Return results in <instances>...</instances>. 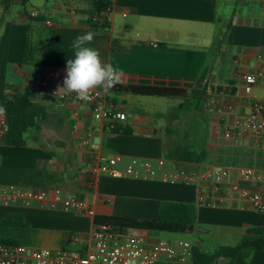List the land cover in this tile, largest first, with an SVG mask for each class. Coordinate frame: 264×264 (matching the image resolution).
I'll list each match as a JSON object with an SVG mask.
<instances>
[{
  "label": "crops",
  "instance_id": "1",
  "mask_svg": "<svg viewBox=\"0 0 264 264\" xmlns=\"http://www.w3.org/2000/svg\"><path fill=\"white\" fill-rule=\"evenodd\" d=\"M92 1L12 0L8 10L0 3V106L6 95L26 91V80L13 67L21 62L29 74L30 99L43 113L27 119L7 115L0 145V185L48 193L43 203L0 198V221L13 215L16 221L25 223L0 225V238L29 248L84 251L91 244L96 220L102 217L150 220L155 217L160 201L192 204L195 201V185L159 178L161 170L155 162L165 158L163 152L159 154V148L164 149L167 129L155 116L152 118L148 113L138 116L136 105L138 98L155 96L102 89L126 113V120L118 123L131 130V134H113L106 123L93 118L86 104L62 102L34 89L63 86L66 61L74 54L72 43L75 37L87 32L94 34L93 42L87 46L98 49L101 59L116 69L117 85L190 90L207 84L208 100L215 102V108L210 112L205 103L202 113L209 123L212 154L218 157L219 150L227 149L249 163L238 166L207 161L190 169L227 167L228 182L240 181L251 190L264 188L263 140L236 128L229 139L223 136L224 129L236 117L249 111L251 99L264 98V88L259 86L246 93L240 76L257 69V55L264 56V0H109L112 13L107 31H93L86 25V12ZM220 6L230 7L231 16L237 6H246L250 16L238 20L226 14L221 19ZM229 23L225 46L216 49L215 33ZM210 51L214 55L213 67L208 73L200 72ZM5 73H11V82L6 81ZM226 105L233 110L225 109ZM116 154L125 161L131 157L152 161L156 167L154 175L112 178L105 173L90 172L102 157ZM238 167L252 171L250 182H241ZM56 193L63 198L83 200L88 210L78 212L65 206L55 200ZM196 209V225L186 232H199L196 226L202 224L213 230L221 226L224 231L239 232L243 237L249 229L264 228V213L247 206L238 194H230L220 207L196 206ZM152 232L138 230L124 234L138 235L146 243L178 241L155 239ZM202 243L199 240L195 245L203 251ZM263 252L255 254L251 262L264 264ZM189 264H193L190 259ZM212 264L231 263L220 257Z\"/></svg>",
  "mask_w": 264,
  "mask_h": 264
},
{
  "label": "built area",
  "instance_id": "2",
  "mask_svg": "<svg viewBox=\"0 0 264 264\" xmlns=\"http://www.w3.org/2000/svg\"><path fill=\"white\" fill-rule=\"evenodd\" d=\"M112 5H109L101 16L109 21ZM33 15V13H31ZM98 16H94L96 19ZM257 69L240 74L243 88L249 93L254 86L264 88V56L257 55ZM59 87L44 88L35 86L34 89L57 98L62 102L72 101L86 104L95 120L106 123L109 129L118 122L126 120V113L110 100L106 94L95 89L89 101H82L76 94L65 95L57 91ZM209 111L215 108V102L208 100ZM225 109L232 111L233 107L226 105ZM7 114H0V145L2 143ZM248 131L264 142V98L251 99L249 111L242 117H236L231 126L226 127L223 136L229 139L234 129ZM87 143V142H86ZM101 161L90 168L92 174L105 173L112 178L130 177L143 178L154 175L155 168L161 170L159 178L171 183H191L196 187L194 205L207 208H217L224 204L230 194H238L245 204L253 210L264 213V188L251 190L238 182H228L230 168L209 167L203 170H187L176 167L165 158L156 160V167L148 159L136 157L124 160L122 155L116 154ZM170 166H167V163ZM123 164V167H119ZM241 182H250L252 171L246 167L237 168ZM264 179V170L262 172ZM56 201H62L65 206L74 207L78 212H86L88 207L83 200L74 197L63 198L60 193L55 194ZM18 198L27 201L43 203L48 199V193L41 190L18 188L13 185H0V198ZM192 244L185 240L169 242L157 240L146 243L142 237L135 234H123L107 223H98L91 234V244L84 251H68L64 249L29 248L21 244L0 242V264H189Z\"/></svg>",
  "mask_w": 264,
  "mask_h": 264
},
{
  "label": "trees",
  "instance_id": "3",
  "mask_svg": "<svg viewBox=\"0 0 264 264\" xmlns=\"http://www.w3.org/2000/svg\"><path fill=\"white\" fill-rule=\"evenodd\" d=\"M5 10L12 6V0H0ZM25 3V0H23ZM110 5L109 0H93L91 9L86 12V25L93 31L109 29V21L103 16V12ZM94 16H98L94 19ZM230 23L225 28L216 31L214 47L216 49L224 48L225 38L230 27ZM44 44V40L40 42V49ZM19 76L26 80V91L23 93H10L4 97L3 107L9 116L21 119L29 117L43 116L40 108L34 105L30 99L28 90L30 89L28 78L29 74L23 69L22 63L18 62L13 65ZM102 90L103 88H98ZM116 92L130 93L133 95L155 96V97H171L180 99L170 115L172 119H178V113H183L192 109L194 112V121L196 130H192V125L186 129L170 128L167 129L166 141L164 139L163 155L165 159L172 162L178 168L189 169L193 165H199L207 161H217L222 165H238L246 166L249 162L246 159L239 158L234 151L227 149L219 150V156L212 154L214 150L209 144V123L202 109L208 102L209 87L205 84L202 88L186 90L175 87L160 86H142L127 85L120 86L114 83ZM202 113V114H201ZM113 134H131V130L126 126L116 123L115 127L109 129ZM199 145V146H198ZM198 146V147H197ZM253 161L250 162V165ZM197 221V209L192 203L176 202V201H160L158 210L153 219H134L121 217H102L96 220V224L107 223L117 228L122 233L124 231H164L169 233H183L192 231ZM0 225H25L24 222L16 221V216H6L0 221ZM1 243H14L0 238ZM243 250L263 251L264 250V228L249 229L246 234L236 243L231 245H223L212 252H204L199 246L193 245L190 256V263L193 264H212L217 258L223 257L229 259L233 263L239 252Z\"/></svg>",
  "mask_w": 264,
  "mask_h": 264
},
{
  "label": "rangeland",
  "instance_id": "4",
  "mask_svg": "<svg viewBox=\"0 0 264 264\" xmlns=\"http://www.w3.org/2000/svg\"><path fill=\"white\" fill-rule=\"evenodd\" d=\"M230 9H231L230 7L220 6L219 7V17L221 19L222 17L225 18L227 14L228 18L235 17L238 20H241L243 17L250 16L249 11L246 6H237L235 10H233L234 16H231L232 12L231 14H229ZM224 26L226 27L227 24ZM215 37H216V33H215ZM225 41H226V38H225ZM212 53L213 52L210 51L205 56V61L203 63L204 66L201 68L200 72L203 71V72L208 73L210 69H212L213 67L212 63L214 60V55ZM178 102H179V99L171 98V97L169 98L168 97L138 98V101L136 102V105L138 107L137 115L141 113H148L150 114L151 117L155 116L158 119V123L160 125L163 124L164 126L163 128L165 129H170V128L186 129L190 125H192L193 126L192 130H193L196 123L194 121L195 120L194 112L192 109L187 110L181 114L178 113L179 115L178 119H172L170 117V115L173 113ZM195 130L196 128H194V131ZM164 139L166 141V136H164ZM162 152L163 150L159 148V154ZM187 170H190V168ZM196 227L197 229L200 230L199 232L169 233V232H164V231H154L152 233L154 234V237H156L155 239L163 238V239L170 240V241L185 240V241L190 242L191 244H197V241L200 240L203 242L201 248H203V251L205 252H212L216 250L218 247H221L223 245L234 244L242 238V235L239 232H232V231H231L232 233L227 232L226 229L224 231L221 226L216 227L214 230L209 225L204 226L200 224V225H197ZM115 229L117 230V228ZM258 252L252 251V250H243L238 254L239 256L233 263L234 264H255L254 262H251V260L255 254H258Z\"/></svg>",
  "mask_w": 264,
  "mask_h": 264
},
{
  "label": "clouds",
  "instance_id": "5",
  "mask_svg": "<svg viewBox=\"0 0 264 264\" xmlns=\"http://www.w3.org/2000/svg\"><path fill=\"white\" fill-rule=\"evenodd\" d=\"M94 34L87 32L75 37L72 48L73 58L66 61V75L63 86L57 91L65 95L75 93L82 101H89L92 92L97 88L108 91L114 86L117 78L116 69L111 63H105L98 49L89 47L93 42ZM5 79L12 81L11 73H5ZM5 108L0 106V114H4Z\"/></svg>",
  "mask_w": 264,
  "mask_h": 264
}]
</instances>
